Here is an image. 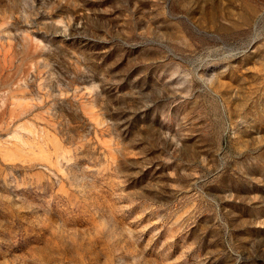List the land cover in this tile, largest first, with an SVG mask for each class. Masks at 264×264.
Here are the masks:
<instances>
[{
  "label": "rangeland",
  "instance_id": "374dc122",
  "mask_svg": "<svg viewBox=\"0 0 264 264\" xmlns=\"http://www.w3.org/2000/svg\"><path fill=\"white\" fill-rule=\"evenodd\" d=\"M0 264H264V0H0Z\"/></svg>",
  "mask_w": 264,
  "mask_h": 264
}]
</instances>
